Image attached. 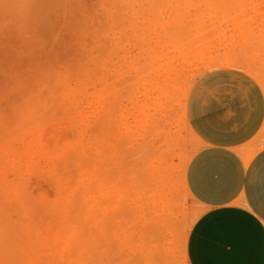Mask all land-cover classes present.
I'll return each instance as SVG.
<instances>
[{
	"label": "rangeland",
	"instance_id": "1",
	"mask_svg": "<svg viewBox=\"0 0 264 264\" xmlns=\"http://www.w3.org/2000/svg\"><path fill=\"white\" fill-rule=\"evenodd\" d=\"M252 2L0 0V264H188L187 98Z\"/></svg>",
	"mask_w": 264,
	"mask_h": 264
},
{
	"label": "crops",
	"instance_id": "2",
	"mask_svg": "<svg viewBox=\"0 0 264 264\" xmlns=\"http://www.w3.org/2000/svg\"><path fill=\"white\" fill-rule=\"evenodd\" d=\"M236 14L226 28L237 64L202 74L187 98L200 147L186 185L203 207L187 239L188 264H264V86L246 56L257 54L264 78V0Z\"/></svg>",
	"mask_w": 264,
	"mask_h": 264
},
{
	"label": "bare ground",
	"instance_id": "3",
	"mask_svg": "<svg viewBox=\"0 0 264 264\" xmlns=\"http://www.w3.org/2000/svg\"><path fill=\"white\" fill-rule=\"evenodd\" d=\"M2 182V181H1Z\"/></svg>",
	"mask_w": 264,
	"mask_h": 264
}]
</instances>
